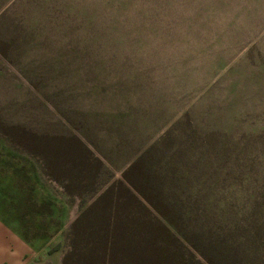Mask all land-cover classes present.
Wrapping results in <instances>:
<instances>
[{
	"label": "rangeland",
	"instance_id": "1",
	"mask_svg": "<svg viewBox=\"0 0 264 264\" xmlns=\"http://www.w3.org/2000/svg\"><path fill=\"white\" fill-rule=\"evenodd\" d=\"M0 122L27 137L0 136L3 263L127 264L111 247L146 217L115 187L133 161L172 127L169 147L192 130L214 155L228 145L212 132L230 146L264 132V0H0ZM25 144L83 164L54 169L75 173L70 191ZM204 155L199 175L232 172ZM107 191L100 220H81Z\"/></svg>",
	"mask_w": 264,
	"mask_h": 264
},
{
	"label": "trees",
	"instance_id": "2",
	"mask_svg": "<svg viewBox=\"0 0 264 264\" xmlns=\"http://www.w3.org/2000/svg\"><path fill=\"white\" fill-rule=\"evenodd\" d=\"M1 123L3 143L17 145L27 138L19 128L6 130ZM173 130L174 127L169 129L133 161L123 172V180L115 185L126 189L145 208L146 217L135 227L125 223L121 229H116L118 237L111 247L113 260L121 253L127 264H264V132L258 134L259 140L251 136L246 141L249 144H243L238 138L234 146L229 145L233 142L226 135L220 137L212 132L219 142L228 145L216 150L214 155L213 145L207 142L202 144L209 147L208 153L190 145L198 140L192 130L186 143L179 140L181 150L169 147L167 140ZM26 145H22L23 153L42 156L49 168L47 173H53L52 176L70 191L75 173L59 174L54 169L66 160L74 165L72 170L83 164L63 150L64 157L56 163L50 157L53 154L50 147L40 150ZM238 149L240 152L234 154ZM204 154H212L211 159L218 158L214 160L217 165L226 159L223 164L229 161L226 164L232 172L216 174L212 171L206 176L199 175L206 161L202 160ZM217 165L210 171L219 170ZM87 174H84L86 185L92 181V173ZM112 195L107 191L91 207L82 208L81 220H100V212L107 205L103 202ZM125 218L129 221L133 216L127 214ZM77 225L72 227L76 236L79 234ZM138 228L141 234L132 248L130 245ZM131 256L135 258L131 260Z\"/></svg>",
	"mask_w": 264,
	"mask_h": 264
},
{
	"label": "crops",
	"instance_id": "3",
	"mask_svg": "<svg viewBox=\"0 0 264 264\" xmlns=\"http://www.w3.org/2000/svg\"><path fill=\"white\" fill-rule=\"evenodd\" d=\"M0 264H5V263H3V256H2V252L1 251H0Z\"/></svg>",
	"mask_w": 264,
	"mask_h": 264
}]
</instances>
